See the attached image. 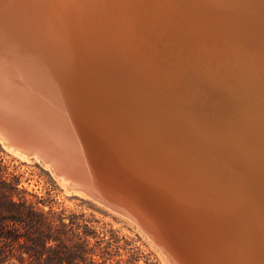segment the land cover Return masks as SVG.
Instances as JSON below:
<instances>
[{
    "label": "bare ground",
    "instance_id": "obj_1",
    "mask_svg": "<svg viewBox=\"0 0 264 264\" xmlns=\"http://www.w3.org/2000/svg\"><path fill=\"white\" fill-rule=\"evenodd\" d=\"M4 117L192 264H264V0H0Z\"/></svg>",
    "mask_w": 264,
    "mask_h": 264
},
{
    "label": "rangeland",
    "instance_id": "obj_2",
    "mask_svg": "<svg viewBox=\"0 0 264 264\" xmlns=\"http://www.w3.org/2000/svg\"><path fill=\"white\" fill-rule=\"evenodd\" d=\"M2 144L0 141V176L14 183L17 188L15 199L24 198L54 222L64 223L70 235H77L75 239L79 243L96 250V255L92 256L95 261L102 264L173 263L166 257L169 254L137 223L102 204L85 189H80L83 192L80 194L76 188L67 189L61 177L41 159L38 161L31 155L25 157L26 161L15 149Z\"/></svg>",
    "mask_w": 264,
    "mask_h": 264
},
{
    "label": "trees",
    "instance_id": "obj_3",
    "mask_svg": "<svg viewBox=\"0 0 264 264\" xmlns=\"http://www.w3.org/2000/svg\"><path fill=\"white\" fill-rule=\"evenodd\" d=\"M16 195L14 183L0 176V264H102L64 223Z\"/></svg>",
    "mask_w": 264,
    "mask_h": 264
},
{
    "label": "water",
    "instance_id": "obj_4",
    "mask_svg": "<svg viewBox=\"0 0 264 264\" xmlns=\"http://www.w3.org/2000/svg\"><path fill=\"white\" fill-rule=\"evenodd\" d=\"M8 115V114H7ZM5 113V116H7ZM13 121V120H12ZM14 122V121H13ZM8 122L6 121L5 117L4 120L0 119V128L4 131L5 134L10 135L12 133H16L13 126H8ZM17 134V133H16ZM27 140V139H25ZM127 207V206H126ZM124 207V209H127L132 214L133 218L137 220V222H141L140 226L145 230V232L157 243L159 244L168 254H170L175 260L177 264H192L181 252L179 247L173 243L170 239H168L166 236L161 234L158 229L153 226L149 222L148 219L145 218L143 212L139 208H133L129 209ZM130 207V206H129Z\"/></svg>",
    "mask_w": 264,
    "mask_h": 264
}]
</instances>
